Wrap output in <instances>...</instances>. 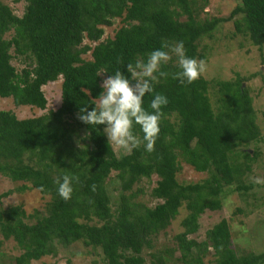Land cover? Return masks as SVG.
<instances>
[{
  "label": "trees",
  "instance_id": "trees-1",
  "mask_svg": "<svg viewBox=\"0 0 264 264\" xmlns=\"http://www.w3.org/2000/svg\"><path fill=\"white\" fill-rule=\"evenodd\" d=\"M22 1L17 16L0 0V98H10L14 106L44 109L41 86L57 77L61 82L60 104L55 109L24 118L0 109V175L20 181L17 192L29 187L48 196L42 215L37 210L26 213L19 204L0 208V236L12 239L20 250L14 263L30 264L44 255H55L57 246L80 241L91 252L99 250L102 264H143L142 248H150L152 238L164 233L183 207L186 213L178 222L182 230L173 235L182 263L202 264L201 255L212 249L213 264H262L264 252H235L225 218L205 230L201 241L189 237L197 230L202 212L220 208L224 188L246 193L253 186L241 178L249 170L246 162L251 157L243 147L259 138L260 131L240 78L207 80L201 76L190 85H181L173 79L179 71L176 57L162 65L161 71L168 76L159 77L154 92L144 97L148 111L156 93L169 101L162 108L151 153L142 143L131 153L115 155L103 132L105 126L84 124L77 114L83 104L89 110L94 107L91 103L103 90L102 76L120 70L130 78L127 64L146 61L164 42L183 41L188 57L205 59L199 39L211 37L219 22L231 20L233 32L247 36L260 51L264 0H238L226 16L202 19L195 0ZM114 18L119 25L112 36L99 40L103 27ZM208 85L215 89L214 109ZM133 133L142 140L138 124L133 125ZM181 162L195 172H206V177L199 182H178ZM111 171L119 185L114 197L106 185ZM64 175L74 178L68 201L58 195L54 183ZM151 175H155V185L149 195L158 202L139 205L132 198L142 190L133 191L132 185ZM31 216L35 220L26 222ZM150 257V264L167 261L157 253Z\"/></svg>",
  "mask_w": 264,
  "mask_h": 264
},
{
  "label": "rangeland",
  "instance_id": "rangeland-1",
  "mask_svg": "<svg viewBox=\"0 0 264 264\" xmlns=\"http://www.w3.org/2000/svg\"><path fill=\"white\" fill-rule=\"evenodd\" d=\"M1 1L7 4L15 15L21 14L24 5L22 0ZM237 2L238 0L194 1L197 8L200 7L198 10L199 19L226 16ZM118 25V18H114L111 25L103 27V33L99 40L111 37ZM10 33L11 31L7 32L5 36L8 37ZM83 42L87 41L84 39ZM198 45L201 53L205 56L203 61L206 64V71L202 74L203 78L233 80L238 77L241 79L242 87L247 89L251 97L260 137L243 147L249 151L251 157L246 162L249 170L244 171L241 178L245 184L252 183L254 177L264 179V44L259 51L255 45L249 42L247 36L233 32L231 20H225L217 24L211 37L202 36ZM84 57L87 58L88 54ZM11 63L17 68L21 67L18 61L11 60ZM104 78L106 77L102 76L100 84ZM60 82L61 78L57 77L41 86L46 99L44 109L27 105L14 106L10 98H0V109L12 111L17 118L36 116L48 109H55L60 104ZM207 93L211 107L214 109L217 105L214 87L208 85ZM110 146L115 155L125 154L123 150ZM235 157L242 158L241 154H235ZM180 166V170L176 173L178 182H199L207 175L206 172H195L191 166L183 162L180 163ZM114 174L115 172L111 171L109 178L106 179V185L112 197L119 194V185L113 178ZM20 183V181L13 182L0 175V193L6 190L11 191L8 195L0 197V208L19 204L26 213L37 210L38 214L42 215L48 196L41 195L36 189L29 187L19 192L15 191V187ZM252 184L253 186L246 193H238L230 188H224L225 193L220 195V208L202 212L198 217L197 230L189 237L201 241L204 238L205 230L212 228L219 219L225 218L228 221L230 242L235 247L237 254L264 252V184ZM154 185L155 175H151L150 178L141 177L137 183L132 185V190L140 188L142 191L137 193L132 200L139 205L147 206L157 203L158 200L149 195ZM114 207L113 199H111V208ZM237 207L241 211H235ZM185 213L184 208L181 207L178 215L171 221L164 233H158L155 238H152L151 247L142 248L143 264H150L151 253L166 256L165 264H184L177 259L179 253L175 250L176 244L173 235L182 230L178 222ZM25 220L33 222L35 217H27ZM89 249L85 248L80 241H76L65 247L57 246L55 255H44L37 260H31L30 264H102L99 250L91 252ZM19 252L20 250L12 239L3 240L0 236V264H15L14 257ZM201 260L202 264H213L215 256L212 254V249L203 253Z\"/></svg>",
  "mask_w": 264,
  "mask_h": 264
},
{
  "label": "clouds",
  "instance_id": "clouds-1",
  "mask_svg": "<svg viewBox=\"0 0 264 264\" xmlns=\"http://www.w3.org/2000/svg\"><path fill=\"white\" fill-rule=\"evenodd\" d=\"M173 56L179 71L173 73V79L181 85H190L200 79L206 71L203 60L188 57L183 41L175 44L164 42L161 49L152 51L147 60L137 59L135 63L127 64L130 78L120 70L103 79L99 96L93 101L94 107L89 110L88 104H83L78 111L77 119L87 125H104L103 132L108 144L124 153H131L143 143L145 151H155V141L160 131L162 108L167 106L168 98L156 93L151 100L148 111L144 107L146 94L154 92V83L159 77H167L168 73L161 71V66L167 64ZM138 124L143 132L142 140L133 133V125ZM73 177L64 175L54 181L58 195L65 201L71 199ZM75 179L78 180V177ZM254 184H264L260 177L252 178ZM95 190V186H93Z\"/></svg>",
  "mask_w": 264,
  "mask_h": 264
}]
</instances>
